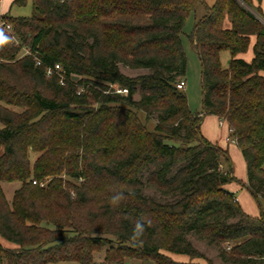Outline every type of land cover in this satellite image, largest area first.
I'll use <instances>...</instances> for the list:
<instances>
[{
    "label": "trees",
    "instance_id": "obj_1",
    "mask_svg": "<svg viewBox=\"0 0 264 264\" xmlns=\"http://www.w3.org/2000/svg\"><path fill=\"white\" fill-rule=\"evenodd\" d=\"M31 2V17L4 15L11 31L0 27V238L11 244L0 243V264H95L103 250L106 264H196L188 232L226 263L264 264V24L245 7L260 13L252 0ZM198 4L206 14L190 38L203 102L194 113L177 85ZM252 38L246 62L238 55ZM56 64L64 85L46 75ZM121 64L150 72L130 77ZM208 116L227 123L260 218L225 188L236 179L229 153L202 135ZM4 183L20 184L11 203Z\"/></svg>",
    "mask_w": 264,
    "mask_h": 264
},
{
    "label": "rangeland",
    "instance_id": "obj_2",
    "mask_svg": "<svg viewBox=\"0 0 264 264\" xmlns=\"http://www.w3.org/2000/svg\"><path fill=\"white\" fill-rule=\"evenodd\" d=\"M216 0H204L205 4L208 6H211L215 3ZM241 0H239L240 2ZM14 0H2L1 2V10L3 7H5L6 15L9 17H31L33 15V8H32V2L31 0H28V4L25 7H18L16 5H13ZM252 14L257 15L258 19L264 24V16H261L260 13L256 12V10L251 9L248 6H245ZM206 8H204L203 4H198L195 8V11L189 16L187 21L185 22L184 28H183V34H182V43L184 52L187 58V71L185 75L186 85L184 92L188 98L189 108L194 113H201L202 112V76H201V64L200 60L195 48V44L190 38V35L194 29L195 24L202 19L206 14ZM255 40V38H252V42ZM26 54L27 50L23 49L22 53ZM21 53V55H23ZM221 61L223 66H227L228 61L230 60V54L229 52H223L221 54ZM253 56V47L249 48L246 54L240 55L238 58L244 59V60H250ZM120 69L122 73H124L127 76L135 77L141 74H147L150 72V70L146 69H132L130 67H126L124 65H120ZM135 99H138L137 96ZM140 117L143 119L144 114L140 115ZM154 119L156 117L154 116ZM210 123V120H206V124ZM151 127V125H149ZM152 128V127H151ZM33 161L35 159L34 156L31 158ZM238 169V168H237ZM239 170V169H238ZM142 179L145 182L148 176V172H144L142 175ZM10 186H16V185H10ZM4 190L8 192V187H4ZM144 195L147 197H151L155 199L156 201L164 204V203H171L173 202V199L162 197L158 192H155L154 190L146 187L144 189ZM187 239L190 240L193 244V246L198 250V252L202 255L203 258L200 259H194L193 262L196 264H230L226 263L221 258V252L222 249L219 247L210 244L207 241L200 240L197 238L193 233L188 232L187 233ZM0 243L3 246H11V244L7 243L3 239L0 238ZM226 252L229 253V250L226 249ZM96 263L95 264H106L104 261L105 257V251L96 254ZM181 257L182 256H177ZM190 260V259H189ZM191 261V260H190ZM189 261V262H190ZM56 264H79L76 262H60Z\"/></svg>",
    "mask_w": 264,
    "mask_h": 264
},
{
    "label": "crops",
    "instance_id": "obj_3",
    "mask_svg": "<svg viewBox=\"0 0 264 264\" xmlns=\"http://www.w3.org/2000/svg\"><path fill=\"white\" fill-rule=\"evenodd\" d=\"M252 5L255 9H257L260 12L261 16H264V0L261 1L252 0ZM6 10L7 9H5V7L2 8L1 12L3 13V15H6ZM255 42L256 41L254 40L251 43L252 47L254 46ZM240 55H238V57ZM253 56H254V52H253ZM252 59L253 57L250 60H245V61L251 62ZM206 120H210L211 124L209 123L206 124ZM220 123L221 121L218 119V117L215 116L204 117L201 125L202 135L204 137H207V139L210 142L217 144L223 150H226L229 153L232 164L231 165L232 173L236 180L227 184L225 188L229 192L235 194L237 202L239 203V205L247 215L253 218H260L261 210L258 206V203L246 188L249 180H247L246 165L243 156L240 152V149L237 147V144L233 141L232 138L229 137V134L231 133L229 132L227 123L223 121H222V125H220ZM10 185H16V186H10ZM1 186L7 201L11 203L13 200L14 193L20 187V184L4 183L1 184ZM4 187H8V192L4 190ZM260 203L262 205L261 207L264 212V199H261ZM177 256L179 255H172V256L170 255V258H172L176 262H181V263H188L190 261L187 256L186 257L182 256V258L181 257L179 258Z\"/></svg>",
    "mask_w": 264,
    "mask_h": 264
},
{
    "label": "built area",
    "instance_id": "obj_4",
    "mask_svg": "<svg viewBox=\"0 0 264 264\" xmlns=\"http://www.w3.org/2000/svg\"><path fill=\"white\" fill-rule=\"evenodd\" d=\"M1 2H2V0H0V27H4L6 30L11 31V26L9 24H6L4 22V20H3V17H5V16L1 12ZM255 16L257 17V15H255ZM257 19H258V17H257ZM26 53H28V51ZM37 64H40V62H38ZM46 75H47V77H53L55 75V76H57L59 78V82H60L61 85L65 84L66 80H65L64 70H63L62 66L59 65V64H56L54 67L48 68L46 70ZM185 86H187L186 82L185 81H181L177 85V88L179 90L184 91ZM111 90H113V93H115V94H121V95L127 94V90L126 89H121V88H118L116 86H111ZM83 91H84V87L80 88L78 93L80 94ZM106 93H111V92L108 91ZM220 125H222V121H221ZM233 141L235 142V140H233ZM35 184H36V182H34V185ZM230 249H231V246L227 245V250H230Z\"/></svg>",
    "mask_w": 264,
    "mask_h": 264
},
{
    "label": "clouds",
    "instance_id": "obj_5",
    "mask_svg": "<svg viewBox=\"0 0 264 264\" xmlns=\"http://www.w3.org/2000/svg\"><path fill=\"white\" fill-rule=\"evenodd\" d=\"M139 227V226H138ZM139 233H137V235H138ZM135 238V237H134Z\"/></svg>",
    "mask_w": 264,
    "mask_h": 264
}]
</instances>
